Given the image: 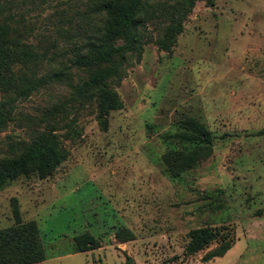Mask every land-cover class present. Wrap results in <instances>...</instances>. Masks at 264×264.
Segmentation results:
<instances>
[{"label":"rangeland","instance_id":"obj_1","mask_svg":"<svg viewBox=\"0 0 264 264\" xmlns=\"http://www.w3.org/2000/svg\"><path fill=\"white\" fill-rule=\"evenodd\" d=\"M0 1L25 13L34 44L58 38L62 59L100 23L88 14L91 0ZM158 22L148 24L141 60L112 84L124 106L110 113L109 129L95 102L68 105L59 130L67 160L48 178L23 176L0 189V230L16 224L15 206L23 222L36 221L49 256L42 264H264V0L198 1L171 52L154 42ZM71 77L76 84L83 74L72 69ZM71 93L62 85L20 103L0 133V159L44 130L42 112ZM186 118L211 131L212 153L173 177L165 153L195 146L173 139ZM66 123L80 134L68 136ZM206 226L236 235L225 256L208 262L217 243L192 256L185 249L189 233ZM125 230L135 240L119 241ZM85 233L100 247L74 253Z\"/></svg>","mask_w":264,"mask_h":264},{"label":"trees","instance_id":"obj_2","mask_svg":"<svg viewBox=\"0 0 264 264\" xmlns=\"http://www.w3.org/2000/svg\"><path fill=\"white\" fill-rule=\"evenodd\" d=\"M198 1L214 7L217 0H91L88 14L98 17L100 23L84 30L80 43L66 59H62L65 54L57 53L58 38L45 47L39 42L34 44V28L25 13L13 12L12 2L0 1V133L16 120L19 104L34 94L62 85L73 88L69 98L42 112L40 122L45 125L44 130L28 141L12 144L11 155L0 159V189L23 176L48 178L67 160L69 152L59 130L63 121L60 117L68 105L95 102L99 125L107 131L110 113L124 106L112 84L121 83L131 59L141 60L146 44L151 41L148 24L159 20L160 33L154 42L159 49L171 52ZM59 65L63 67L57 68ZM46 67L50 69L40 75ZM72 69L83 74L76 84L71 77ZM179 124L180 133L173 139L195 146L191 150L182 147L165 153L164 161L173 177L195 168L211 155L213 147L211 131L199 120L186 118ZM65 126L69 129L68 136L80 134L74 125ZM14 212L16 224L0 230V264L43 263L49 256L38 223L23 222L17 206ZM117 238L128 242L135 240V235L125 230ZM213 243L217 247L208 252L205 262L225 256L235 245L236 235L210 226L194 229L189 233L186 253L195 255ZM75 244L74 253L100 247L89 233L77 236Z\"/></svg>","mask_w":264,"mask_h":264},{"label":"crops","instance_id":"obj_3","mask_svg":"<svg viewBox=\"0 0 264 264\" xmlns=\"http://www.w3.org/2000/svg\"><path fill=\"white\" fill-rule=\"evenodd\" d=\"M44 262H45V261H44ZM44 262H43V263H44ZM41 264H42V263H41Z\"/></svg>","mask_w":264,"mask_h":264}]
</instances>
